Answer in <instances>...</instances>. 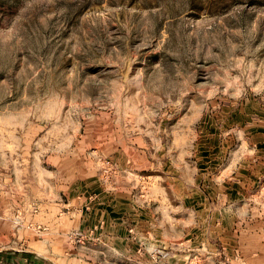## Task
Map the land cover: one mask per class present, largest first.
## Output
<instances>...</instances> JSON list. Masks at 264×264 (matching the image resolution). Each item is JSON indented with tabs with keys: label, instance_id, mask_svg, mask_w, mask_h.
Here are the masks:
<instances>
[{
	"label": "rangeland",
	"instance_id": "rangeland-1",
	"mask_svg": "<svg viewBox=\"0 0 264 264\" xmlns=\"http://www.w3.org/2000/svg\"><path fill=\"white\" fill-rule=\"evenodd\" d=\"M263 156L264 0H0V264H123L83 222L102 190Z\"/></svg>",
	"mask_w": 264,
	"mask_h": 264
},
{
	"label": "crops",
	"instance_id": "crops-1",
	"mask_svg": "<svg viewBox=\"0 0 264 264\" xmlns=\"http://www.w3.org/2000/svg\"><path fill=\"white\" fill-rule=\"evenodd\" d=\"M196 165V182L175 179V186H154L155 197L147 206L125 204L117 196L121 207L115 209L102 190L83 216L86 228L102 229L90 244L112 248L123 264H159L150 254L154 247L170 249L160 264H264V156L239 161L224 157L214 163L203 159ZM247 197L250 204L244 202ZM244 206L261 216L253 212L246 219L238 217ZM127 225L135 229L134 238ZM142 240L152 247L141 246Z\"/></svg>",
	"mask_w": 264,
	"mask_h": 264
}]
</instances>
